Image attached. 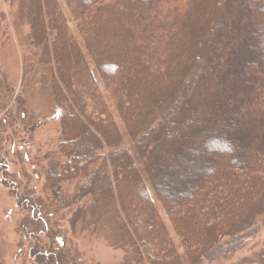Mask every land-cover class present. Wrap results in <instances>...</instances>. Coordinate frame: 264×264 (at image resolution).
<instances>
[{
	"label": "trees",
	"instance_id": "obj_1",
	"mask_svg": "<svg viewBox=\"0 0 264 264\" xmlns=\"http://www.w3.org/2000/svg\"><path fill=\"white\" fill-rule=\"evenodd\" d=\"M29 1L32 43L49 74L60 126L58 146L43 158L44 207H73V215L84 213L85 220V213L93 216L98 210L99 200L113 198L122 224L128 214L137 219L132 233L149 244L152 256L142 252L141 260L178 264L165 234L148 232L160 221L155 195L169 216H178L171 223L189 264H206L242 249L264 215V0H67L72 19L79 22V41L58 17L45 34L40 2ZM46 1L55 14L54 0ZM8 92L0 86V98ZM194 102L199 106L190 109ZM178 114L190 120L179 124L186 148L171 152L201 151L205 164L173 193L156 172L161 163L153 158L154 138L164 133L166 149L176 142L171 119ZM212 115L218 117L221 137H211L208 130ZM238 123H243L240 130ZM4 132L0 153L8 144ZM199 137L204 151L193 150ZM159 157L167 163L172 158L165 152ZM184 158L174 169H183ZM3 162L0 158L6 168ZM6 180L4 185L12 186ZM74 183L69 197L64 186ZM85 196L91 205L75 206ZM31 199L17 202L31 212ZM29 252L41 263L81 262L57 250L45 255L36 244ZM236 264H264V247Z\"/></svg>",
	"mask_w": 264,
	"mask_h": 264
},
{
	"label": "rangeland",
	"instance_id": "obj_2",
	"mask_svg": "<svg viewBox=\"0 0 264 264\" xmlns=\"http://www.w3.org/2000/svg\"><path fill=\"white\" fill-rule=\"evenodd\" d=\"M70 1L71 4H75L77 0ZM29 2V0H0V86L9 89V92L1 95L0 98V122L2 124L0 130H8L4 132V138H8V144L0 153V158H3V163L6 165V168L0 165V264H45L46 262L41 263L30 254L29 247L32 244H36L37 249L45 255L49 251L55 253L57 250V253L64 252L77 256L81 261L78 264H147L140 257L142 252L148 258L152 256L149 244L144 243L138 235L134 236L132 233L133 226L139 223L137 219L135 222L130 220L131 217L128 214V222L122 224L115 199L99 200L98 210L93 216L91 212L85 213V220L81 217L84 213L73 215V207L69 209L52 207L53 209H50L43 205V200H46L48 195V191H45L43 158L58 146L60 126L56 120L57 110L54 108L52 92L46 80L49 74L39 61L41 55L39 49L32 43L30 20L34 19ZM39 2L40 21L45 23L43 25L45 34L47 27L51 30V25H56L55 21L58 17L62 28L65 19L68 31L79 41L80 35L76 29L79 22L72 19L70 3L67 0H54L56 12L53 15L49 13L46 0H39ZM79 45L84 58L92 68L91 60L83 44ZM194 103L190 109L199 106L198 102ZM187 106L189 105L183 106L182 112ZM216 110L217 108L213 110L214 113ZM9 114L11 116H8ZM24 116H26L25 120H23ZM113 116L122 131V124L117 115L114 113ZM30 117H33L32 124L28 125L27 120ZM177 117L178 119H171V124L176 128L175 131L172 130L175 132L176 142L169 143L166 149L164 148V133L156 134L153 154L154 160H159L161 163V169L156 172L164 178L163 186L173 193H178L185 179L190 178L191 174L194 176V172L196 173L200 166L205 164L201 151L195 155H189L185 151L171 152V148H186V141L183 139L179 124L190 120L184 114H178ZM217 123L218 117L212 115L209 119L208 130L213 138L222 135V130L216 126ZM242 124H237V130H240ZM151 130L153 128H150ZM123 141L127 143L124 134ZM199 144L200 137L193 144L197 145L193 150L198 148L204 151L205 146L199 147ZM164 152L172 157L170 164L159 159V155ZM82 155L86 153L83 152ZM182 157H185L183 169L180 171L174 169L176 162ZM4 172L11 175L12 178L7 180L12 186L4 185L3 181L6 180ZM82 183L85 184V180L80 184ZM74 185L75 183L71 186H64L69 197L73 195ZM138 191V188H134L135 193ZM19 197L33 199H31V212L26 206L18 204ZM152 197L160 221L156 226L153 225L152 228L147 229L148 232L154 235L158 233L161 236L165 234V239L167 238L170 244L174 245L180 258L177 263L189 264L184 256V247L171 223L172 219L175 220L178 216L174 214V216H169L155 195ZM83 199L75 206L82 205L88 208L91 205V198ZM137 207H140V204ZM256 222L259 225L258 231L245 241L242 249L235 254H222L216 260L206 264H236L264 247V215L259 216ZM58 240H60L59 246L55 244ZM172 259L169 258V261Z\"/></svg>",
	"mask_w": 264,
	"mask_h": 264
}]
</instances>
